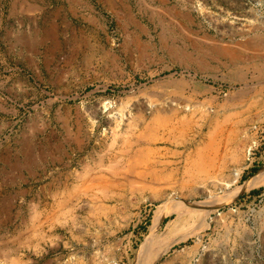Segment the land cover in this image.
<instances>
[{"label":"rangeland","instance_id":"rangeland-1","mask_svg":"<svg viewBox=\"0 0 264 264\" xmlns=\"http://www.w3.org/2000/svg\"><path fill=\"white\" fill-rule=\"evenodd\" d=\"M35 2L0 0V264H264V0Z\"/></svg>","mask_w":264,"mask_h":264},{"label":"bare ground","instance_id":"bare-ground-1","mask_svg":"<svg viewBox=\"0 0 264 264\" xmlns=\"http://www.w3.org/2000/svg\"><path fill=\"white\" fill-rule=\"evenodd\" d=\"M53 27H54V26H53ZM54 28H55V27H54ZM54 28H53V29H54ZM48 33L51 34V31H50V32H49V31L47 32V36H50V35H48ZM51 35H52V34H51ZM53 37H54V36H53ZM29 40H30V39H29ZM23 41H24L23 38H19L18 41H17V44L29 45V43H30V42L28 43V41H24V43H23ZM55 41H56V40H55ZM30 44H31V43H30ZM26 48H27V47H26ZM34 48H35V47H34ZM28 49H29V48H28ZM32 49H33V48H32ZM30 50H31V49H30ZM33 50H34V49H33ZM106 55H107V53H106ZM112 62H113V61H112ZM29 148H30V147H29ZM53 148H54V147H53ZM26 151H27V150H26ZM27 156H28V155H27ZM239 174H240V173H238V174L236 175V178H238ZM262 175H264V174H262ZM260 177H261V179H263L262 177H264V176H260V175H258L257 177L253 178L251 181L247 182L246 185L243 186L242 188H245V189H246V188H252V187H254V186H257V185L260 183V181H262V182L264 181V179L261 180ZM262 182H261V183H262ZM63 186H64V185H63ZM146 257H147V259L150 258V256H146ZM147 263H148V260H147ZM147 263H145V264H147Z\"/></svg>","mask_w":264,"mask_h":264},{"label":"crops","instance_id":"crops-1","mask_svg":"<svg viewBox=\"0 0 264 264\" xmlns=\"http://www.w3.org/2000/svg\"><path fill=\"white\" fill-rule=\"evenodd\" d=\"M35 1V0H34ZM43 1L44 0H37V2H35L34 4H33V6H41V5H43Z\"/></svg>","mask_w":264,"mask_h":264}]
</instances>
